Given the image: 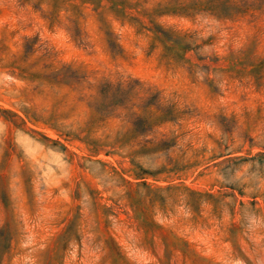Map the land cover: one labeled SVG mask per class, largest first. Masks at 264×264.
<instances>
[{
  "label": "rangeland",
  "instance_id": "obj_1",
  "mask_svg": "<svg viewBox=\"0 0 264 264\" xmlns=\"http://www.w3.org/2000/svg\"><path fill=\"white\" fill-rule=\"evenodd\" d=\"M0 264H264V0H0Z\"/></svg>",
  "mask_w": 264,
  "mask_h": 264
}]
</instances>
